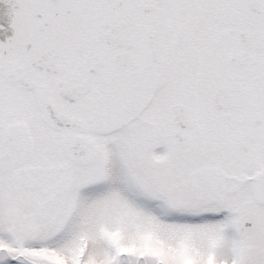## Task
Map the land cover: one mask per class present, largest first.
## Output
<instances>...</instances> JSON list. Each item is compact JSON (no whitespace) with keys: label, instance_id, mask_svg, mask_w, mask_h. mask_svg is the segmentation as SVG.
<instances>
[{"label":"snow or ice","instance_id":"1","mask_svg":"<svg viewBox=\"0 0 264 264\" xmlns=\"http://www.w3.org/2000/svg\"><path fill=\"white\" fill-rule=\"evenodd\" d=\"M0 264H264V0H0Z\"/></svg>","mask_w":264,"mask_h":264}]
</instances>
